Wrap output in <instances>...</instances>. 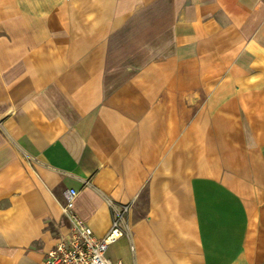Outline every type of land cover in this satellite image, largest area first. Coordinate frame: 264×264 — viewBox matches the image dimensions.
Wrapping results in <instances>:
<instances>
[{"label":"crops","instance_id":"obj_1","mask_svg":"<svg viewBox=\"0 0 264 264\" xmlns=\"http://www.w3.org/2000/svg\"><path fill=\"white\" fill-rule=\"evenodd\" d=\"M72 190L114 264H264V0H0V264Z\"/></svg>","mask_w":264,"mask_h":264},{"label":"built area","instance_id":"obj_2","mask_svg":"<svg viewBox=\"0 0 264 264\" xmlns=\"http://www.w3.org/2000/svg\"><path fill=\"white\" fill-rule=\"evenodd\" d=\"M76 191L67 194L64 212L69 221L66 233L44 253L45 264H114L108 256L112 245L128 235L127 216L130 205L114 206L112 225L108 234L98 238L87 222L73 210ZM133 249V248H132Z\"/></svg>","mask_w":264,"mask_h":264}]
</instances>
